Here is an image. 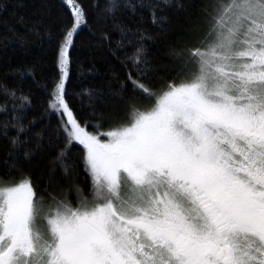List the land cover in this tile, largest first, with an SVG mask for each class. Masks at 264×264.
Segmentation results:
<instances>
[{"label":"snow or ice","instance_id":"obj_1","mask_svg":"<svg viewBox=\"0 0 264 264\" xmlns=\"http://www.w3.org/2000/svg\"><path fill=\"white\" fill-rule=\"evenodd\" d=\"M168 5L106 0L99 18L119 33L115 47L103 35L110 54L119 59L126 45L133 52L121 61L119 88H109L127 105L124 115L101 113L112 123L92 132L67 102L66 87L87 16L80 0H62L67 23L48 89L46 112L57 117L49 146L60 145L55 163L65 176L83 166L90 188L73 186L75 204L69 192L38 194L24 169L43 151L42 133L31 139L13 111L0 125L11 157L0 176V264H264V0H202L189 30L203 36L170 49L179 61L171 79L160 75L167 65L147 56L143 42L154 37L115 15L128 9L131 22L138 7H150L155 25L164 19L156 9ZM2 87L18 107L31 103ZM74 145L82 152L70 162Z\"/></svg>","mask_w":264,"mask_h":264},{"label":"trees","instance_id":"obj_2","mask_svg":"<svg viewBox=\"0 0 264 264\" xmlns=\"http://www.w3.org/2000/svg\"><path fill=\"white\" fill-rule=\"evenodd\" d=\"M125 0H117L123 4ZM142 0H131L139 5ZM144 3L155 4L156 0H143ZM202 0H169L168 6L156 9V15L163 17L154 25L151 21L150 7L137 8L131 22L128 17L130 11L121 7L116 13L118 22L130 23L132 27L139 26L154 37L144 41L147 56L156 66L167 65V70L161 68L160 75L171 79L178 70V59L171 57V48H183L197 42L203 36V29L191 32L190 26L198 20V6ZM83 5L87 23L82 25L75 36V47L72 49L70 75L67 81V102L83 124L88 120V131L95 132L93 125L100 123V132L107 131L111 120H99L101 113L105 116H123L127 105L120 98L111 95L109 88H119L120 81L125 75V68L121 64L133 52L131 45L118 50L119 59L109 52L108 42L103 35L111 37L112 47L119 39V33L99 17L102 16L106 0H80ZM6 8H0V125L5 119H11L13 111L22 114V123L30 131L27 134L35 139V133H42L43 151L38 153L30 165H25V171L31 172V178L36 185L38 194L47 198L48 193L63 196L69 192V199L75 204L74 185H79L88 193L90 180L81 165L78 174L70 172L65 176L55 157L60 145L49 146L55 140L57 117L46 112L48 89L52 79L57 75L54 61L56 38L67 18L61 12L62 0H0ZM98 7L93 8L92 5ZM66 12V9H65ZM142 17V18H141ZM31 70V75H28ZM24 72L23 80L20 72ZM155 85L162 83L154 80ZM30 98L31 103L23 108L18 107L19 99L3 93V87ZM14 104L17 105L14 108ZM95 111L97 117H90L88 113ZM35 120L36 123L31 122ZM10 135L15 131L10 129ZM7 141L0 136V176L7 172L5 160L11 163L7 156ZM68 159L71 162L77 158L76 149L82 152L79 145L73 146ZM15 175V173H13ZM47 189V192H45Z\"/></svg>","mask_w":264,"mask_h":264},{"label":"rangeland","instance_id":"obj_3","mask_svg":"<svg viewBox=\"0 0 264 264\" xmlns=\"http://www.w3.org/2000/svg\"><path fill=\"white\" fill-rule=\"evenodd\" d=\"M100 139H102V140H107V137H105V136H101ZM81 147H82V146H81Z\"/></svg>","mask_w":264,"mask_h":264}]
</instances>
